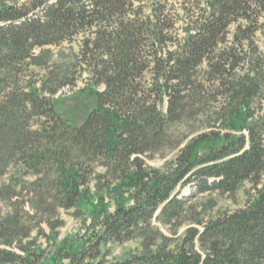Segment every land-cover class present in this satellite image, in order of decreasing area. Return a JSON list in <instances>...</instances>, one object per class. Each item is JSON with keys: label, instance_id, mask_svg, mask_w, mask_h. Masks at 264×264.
Instances as JSON below:
<instances>
[{"label": "trees", "instance_id": "trees-1", "mask_svg": "<svg viewBox=\"0 0 264 264\" xmlns=\"http://www.w3.org/2000/svg\"><path fill=\"white\" fill-rule=\"evenodd\" d=\"M183 4L0 0V264H264V114L253 79L236 78L264 0ZM79 36L70 68L49 72V48ZM76 71L97 106L72 124L55 95ZM169 151L160 169L144 158ZM245 182L255 191L237 210L200 201ZM61 210L89 232L59 241ZM135 239L138 252L107 260L103 246Z\"/></svg>", "mask_w": 264, "mask_h": 264}, {"label": "rangeland", "instance_id": "rangeland-1", "mask_svg": "<svg viewBox=\"0 0 264 264\" xmlns=\"http://www.w3.org/2000/svg\"><path fill=\"white\" fill-rule=\"evenodd\" d=\"M8 1H19L24 0H8ZM171 12L173 15H182L183 13V3L185 0H168ZM264 19V18H263ZM181 24H179L177 33L179 37L183 36V31L181 30ZM80 36L76 37L72 42H65L60 46L50 47L51 49V58L49 59V72L54 74H59L65 72L70 68V65L73 60H75V54L79 51V41ZM255 44L258 47V52L253 56V62L249 65L242 64L240 69L237 70L236 78H244L243 81L249 84L250 80L253 79V82L256 83V96L253 100L252 107L258 114H264V26L255 36ZM174 47V46H173ZM29 76L33 81L40 79V76L44 72L39 67L32 66L30 69ZM36 79V80H35ZM86 75L82 77L79 76V72H74L71 79L67 84H65L59 91V95H55V98L58 96V100L55 102L57 111L62 115L68 122L72 124H79L88 113L97 106L96 96L89 95L86 91L81 92L83 88L88 85ZM102 91L105 89L104 85H101L97 88ZM81 92V93H80ZM65 101V102H64ZM84 103L83 106L79 105ZM211 123L214 120H210ZM194 124L193 122H190ZM175 151H169L165 155H156L153 158L145 156L147 164L152 168H162L166 161L173 159ZM104 168L101 166H96V173H102ZM13 172V171H12ZM11 172V173H12ZM11 173L8 174L9 177ZM21 182V181H20ZM95 177L92 178L90 187L92 190L96 189ZM253 185L250 182H245L244 185L233 195H220V194H206L200 196V201H207L208 199H214L216 201V206L212 211L208 213L216 215L223 212H231L237 210L247 203L249 197L254 193ZM189 188L183 190V194H188ZM60 219L62 220V225L57 229V235L59 241L68 238L74 237L75 235H84L87 234L89 223L85 224L82 218H79L73 214V211L61 210L59 213ZM158 224V222H156ZM164 231L168 232L166 228ZM185 230L183 227L179 234H182ZM46 231L49 232V229L46 228ZM36 231L33 232L34 235ZM39 242L47 245V242L44 238H40ZM49 247V246H48ZM104 251L107 252V260L109 262L123 261L129 258L132 254L138 252L141 249V244L139 239L129 240L123 243L110 242L107 245L102 247Z\"/></svg>", "mask_w": 264, "mask_h": 264}]
</instances>
